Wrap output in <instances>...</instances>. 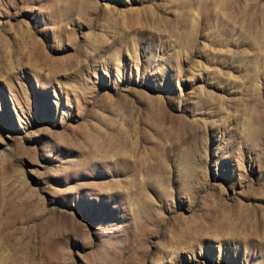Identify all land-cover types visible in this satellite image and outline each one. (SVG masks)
Listing matches in <instances>:
<instances>
[{"label": "rangeland", "instance_id": "374dc122", "mask_svg": "<svg viewBox=\"0 0 264 264\" xmlns=\"http://www.w3.org/2000/svg\"><path fill=\"white\" fill-rule=\"evenodd\" d=\"M0 264H264V0H0Z\"/></svg>", "mask_w": 264, "mask_h": 264}]
</instances>
